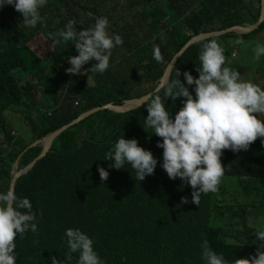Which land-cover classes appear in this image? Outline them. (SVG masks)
<instances>
[{
    "label": "trees",
    "instance_id": "obj_1",
    "mask_svg": "<svg viewBox=\"0 0 264 264\" xmlns=\"http://www.w3.org/2000/svg\"><path fill=\"white\" fill-rule=\"evenodd\" d=\"M54 5L53 0H47L40 12L42 21L32 30L25 27L23 16L12 5L0 8V193L10 188L20 154L23 155L18 170L41 154L42 144L27 150L34 142L94 107L108 103L122 105L125 100L148 94L192 37L238 25H253L259 20L262 9L261 0H139L133 5L135 21L131 24L126 18L109 19L95 6L83 7L90 12L89 19L71 10L58 13L59 8L54 15ZM97 17L108 19L109 35L123 38V44L112 50L109 68L103 74L66 73L70 67L68 57L78 55L73 41L56 45L44 63L30 48L42 30H50L48 26L53 19L52 33H56L69 20L76 22L77 31L88 29ZM262 31L264 22L248 34L230 32L192 44L176 62L169 82L176 78L178 69L181 73L178 79L195 96V86L186 84L183 73L188 71L198 78V55L202 44L210 39L219 43L221 39L227 58L225 66L243 76L240 63L230 61L240 57L234 53L237 44L233 41L249 40ZM140 33L143 35L139 36ZM154 47H159L164 58L162 63L153 58ZM123 51L128 52L123 60L133 64L140 82L145 78L152 83L150 89L132 95L133 86L120 83L118 78L124 75V63L118 58ZM94 63L96 61H90L83 67L87 70ZM162 99L174 118L184 98L173 101L162 96ZM40 100L55 105L48 108L47 104L43 112ZM11 108L24 114L28 126L25 136L12 135V123L5 113ZM49 110H53L51 115ZM107 114H113L116 121L112 133L109 135L103 127L95 132L89 119ZM95 115L58 136L51 151L18 178L15 193L31 202L38 231H28L23 238L17 236L16 264H51L52 257L64 264H77L79 253L70 254L67 246L65 232L69 228L88 235L103 264H206L201 248L205 239L228 264H233L236 258L256 254L260 242L254 243V231L261 226L260 220L248 222V231L236 235L229 233L227 230L233 228L224 227L219 218L228 213L237 217V207L247 217H264V144L260 138L246 151L224 150L221 156L225 168L223 177L237 178L244 195L241 203L222 206L216 192L202 194L199 205H195L191 203L193 189L187 182L180 178L169 179L161 167L163 149L157 144L162 140L145 126L146 103L127 113L104 110ZM121 136L136 139L139 146L151 151L157 160L154 174L139 181L131 165L125 163L120 170L110 166L113 161L105 160L106 153ZM98 167L108 171L106 181H101ZM182 197L189 202L181 203ZM66 256L70 258L65 259Z\"/></svg>",
    "mask_w": 264,
    "mask_h": 264
},
{
    "label": "clouds",
    "instance_id": "obj_2",
    "mask_svg": "<svg viewBox=\"0 0 264 264\" xmlns=\"http://www.w3.org/2000/svg\"><path fill=\"white\" fill-rule=\"evenodd\" d=\"M47 0H0V8L12 5L23 16L25 27H35L42 21L40 9ZM91 15V14H89ZM75 21L69 20L65 27L51 33V48L68 41L74 42L78 52L69 56L68 74L83 75L82 67L90 61H96L90 73L103 74L109 68L112 50L123 44L120 35H109V21L106 17L95 18V23L88 29L77 31ZM234 44H244L241 39ZM253 60L264 56V44L257 43L253 49ZM153 58L163 62L159 47H154ZM200 67L198 78L188 71L183 73L187 85H194L193 96L178 77L158 84L146 101L147 117L145 126L161 138L162 165L169 179L180 178L193 189L191 203L199 205L202 194L216 193L224 176L221 156L224 150L239 152L248 150L258 138L264 144V88L242 78L234 68L225 66L227 58L224 48L216 39L202 44L198 55ZM145 64L148 62L145 61ZM162 93V94H161ZM164 98L173 101L183 97V106L170 116L165 107ZM13 135V132H12ZM18 135V134H17ZM105 160L113 161L110 165L117 170L125 163L135 170L136 179L143 181L154 174L157 160L151 151L139 146L136 139L121 136L106 153ZM101 181L108 179L109 173L98 167ZM186 197L181 203H188ZM26 210V211H21ZM36 214L32 211L29 199L19 198L9 188L0 193V264H16V239L28 231H38ZM246 225L248 222L245 220ZM254 231L255 241L260 242L256 254L249 258H236L233 264H264V222ZM69 253H79L77 264H103L93 249V241L79 229H67L65 232ZM202 259L206 264H228L222 255L213 251L205 239L201 244ZM70 258L66 256L65 259ZM51 264H64L52 257Z\"/></svg>",
    "mask_w": 264,
    "mask_h": 264
},
{
    "label": "rangeland",
    "instance_id": "obj_3",
    "mask_svg": "<svg viewBox=\"0 0 264 264\" xmlns=\"http://www.w3.org/2000/svg\"><path fill=\"white\" fill-rule=\"evenodd\" d=\"M77 2V3H74ZM65 0L64 3H61L60 0H53L55 5L53 6L54 15L57 14L56 9L59 8V12L66 13L67 10L74 11L77 13L81 18L83 19H89L90 18V12L84 11L83 7H92L95 6L98 8L100 14L107 15L109 19H114V21H117L120 18H126L130 21L131 24H134L135 18H134V9L133 5L136 4L139 0ZM257 1V0H255ZM82 5V6H81ZM108 5V8H107ZM43 8V7H42ZM40 9V12L42 10ZM47 18V17H46ZM50 19V18H49ZM53 22L54 19L51 21V24L48 26L50 30H42L40 32V35L36 37L33 42L30 45V48L37 54V58L41 63H44V61L49 57L50 54L53 53V49L51 48V42H50V34L52 33L53 28ZM124 27V25H122ZM28 30H32L33 27H27ZM143 34L140 33L139 36H142ZM251 39V38H250ZM249 41H254V39H251ZM220 43H222L220 39ZM241 50H243V47H241ZM127 51L121 52L118 60L123 62L122 70L124 72V75L120 78V83H127L130 86H133L132 95H136L137 93L144 92L146 89H150L153 85L152 83H149L146 81L145 78L140 82L136 76L139 75L138 72L135 71V67L132 63L125 62L127 59H124V55H127ZM247 61H252V59H246ZM231 63H240L242 61L241 57H238L236 60H230ZM136 63V61H135ZM140 71L143 72L142 68L137 66ZM81 72L84 74L86 73V68L82 67ZM243 79L248 80V77L242 76ZM256 82L251 81L257 85H260L262 88H264V72H260L259 76L254 77ZM91 82V80H89ZM135 85H133V83ZM39 96V95H38ZM136 98V97H135ZM117 100V99H113ZM75 101V105L76 102ZM39 103H41L42 111L44 112L46 110L47 104L49 107H54L55 103H47L45 101L40 100ZM85 104V101H84ZM14 110L12 113L11 111ZM53 110H49L47 112L52 113ZM7 114L8 119L12 123V132H16L18 135L23 134L22 136H25L24 134L28 130V126L23 118V113L17 112L16 108H11L5 112ZM96 114V113H95ZM93 114V115H95ZM89 123L91 125V128L97 132L99 127H103L105 131L110 135L116 125V121L114 119L113 114H107L106 116H93L91 119H89ZM86 127V126H84ZM29 142V140H27ZM57 146V145H56ZM238 180L236 177H223L221 180V183L219 185V190L217 191V196L220 198V204L223 206H233L237 203H241V197L244 196L242 194V191L240 187L238 186ZM229 187V190H226V188ZM238 198V200H237ZM237 217L232 216V214H227L226 216H223L222 218H219L222 225L224 227H232V230H227L229 233L236 234V235H244L248 231V227L245 224L246 215L240 209L237 207ZM253 212V211H251ZM253 215V214H250ZM257 218V217H256ZM258 220L264 222V217L259 216L257 218ZM237 228V230H236Z\"/></svg>",
    "mask_w": 264,
    "mask_h": 264
},
{
    "label": "water",
    "instance_id": "obj_4",
    "mask_svg": "<svg viewBox=\"0 0 264 264\" xmlns=\"http://www.w3.org/2000/svg\"><path fill=\"white\" fill-rule=\"evenodd\" d=\"M261 3H262V9H261L260 18L253 25H246V26L238 25V26H234V27H230V28L221 30V31L201 33L199 35L192 37L185 44V46L174 56V58L171 60V62L167 65V67L164 71V74L162 75V77L159 80V84H163L165 81H169L176 62L181 57V55L192 44L197 43V42L202 41V40H205V39L212 38V37H218V36L230 33V32H238L241 34H248V33H251L253 31H255L256 29H258L260 24L264 22V0H261ZM151 92H149L148 94L141 96L139 98H132L130 100H125L124 104H122V105L108 103V104H105L103 106L94 107V108L82 113L78 118L74 119L70 123H68V124L62 126L61 128L57 129L56 131H54L53 133H51L47 137L34 142L32 145L29 146V148H27V150L38 145V144H42L43 150H42L41 154L36 159H34L28 166H26L23 169L18 170V165H19V162H20L23 154L19 155V157L17 158L16 163H15L16 172H15L14 177L11 180L10 188L15 191L16 182H17L18 178H20L25 173L29 172L40 159L44 158L51 151L52 145H53L54 141L56 140V138L58 136H60L63 132H65L67 129L71 128L72 126H74L76 124H79L81 121L87 119L89 116H91L97 112H100V111L109 110V111H112L114 113H127L130 111L136 110L146 103V101L149 98V94Z\"/></svg>",
    "mask_w": 264,
    "mask_h": 264
},
{
    "label": "crops",
    "instance_id": "obj_5",
    "mask_svg": "<svg viewBox=\"0 0 264 264\" xmlns=\"http://www.w3.org/2000/svg\"><path fill=\"white\" fill-rule=\"evenodd\" d=\"M254 39V41L249 40H243L244 44H237L235 50L236 56L240 55L242 61L240 62L241 69L243 76L248 77V80L254 81L255 76L257 73V76H259L260 72H264V56H261L259 60H253V49L257 43L264 44V31H262L260 34H258L256 37L251 38ZM250 39V40H251ZM240 47H243V50H241ZM252 59V61H247L246 59ZM228 66V65H227ZM247 221L255 222L257 220L256 217H247Z\"/></svg>",
    "mask_w": 264,
    "mask_h": 264
},
{
    "label": "built area",
    "instance_id": "obj_6",
    "mask_svg": "<svg viewBox=\"0 0 264 264\" xmlns=\"http://www.w3.org/2000/svg\"><path fill=\"white\" fill-rule=\"evenodd\" d=\"M48 114L51 115V112H48ZM13 135H17V133L16 132H13Z\"/></svg>",
    "mask_w": 264,
    "mask_h": 264
},
{
    "label": "flooded vegetation",
    "instance_id": "obj_7",
    "mask_svg": "<svg viewBox=\"0 0 264 264\" xmlns=\"http://www.w3.org/2000/svg\"><path fill=\"white\" fill-rule=\"evenodd\" d=\"M245 224H246V222H245Z\"/></svg>",
    "mask_w": 264,
    "mask_h": 264
}]
</instances>
